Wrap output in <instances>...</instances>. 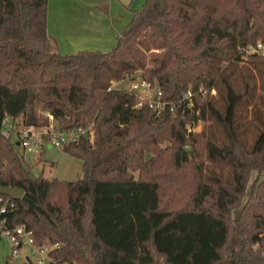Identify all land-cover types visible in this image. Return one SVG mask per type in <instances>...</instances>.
Listing matches in <instances>:
<instances>
[{
	"label": "trees",
	"instance_id": "16d2710c",
	"mask_svg": "<svg viewBox=\"0 0 264 264\" xmlns=\"http://www.w3.org/2000/svg\"><path fill=\"white\" fill-rule=\"evenodd\" d=\"M46 26L47 0H0V124L41 125L39 106L57 131L87 128L92 138L62 147L81 166L66 181L31 176L0 135L10 163L0 157V197L14 203L0 214V238L25 225L36 245L57 244L47 264H264V179L241 204L250 173L264 172V0H144L106 52L61 54ZM242 61L262 91L250 143L237 113L256 88L242 76L238 90L232 78ZM138 69L167 101L159 111L112 86ZM202 91H216L221 106ZM208 119L222 145L188 131ZM205 161L228 164L230 178L206 175ZM233 233L241 252L230 249Z\"/></svg>",
	"mask_w": 264,
	"mask_h": 264
},
{
	"label": "rangeland",
	"instance_id": "374dc122",
	"mask_svg": "<svg viewBox=\"0 0 264 264\" xmlns=\"http://www.w3.org/2000/svg\"><path fill=\"white\" fill-rule=\"evenodd\" d=\"M104 1H110V0H104ZM143 2L144 0H133L131 6L133 9H137L140 7V5ZM107 3L108 2H104L102 5H100L101 7L99 11H102L101 8H103L104 5H106ZM80 7L82 8V10L86 8L81 4ZM80 7L79 9H81ZM86 17H87V12H85V16L81 18L83 19V21H85L87 20ZM69 42L70 41L68 42L66 41V43ZM147 65L150 66L151 63H147ZM227 71H229V68L227 69ZM141 73L142 71L138 69L133 74L125 76V78L120 81L113 80L112 86L117 88H124L126 90H131L132 86L136 84L137 87L133 91L137 92L139 99H143L145 102L149 101L150 103L154 100L157 101L158 97H160L161 99V95H156L155 87H146L142 84L143 82L146 81L142 79ZM242 76H245L248 82L253 87L256 88L253 97L254 99L251 101V103L250 104L242 103L237 113L238 121L240 123L241 129H244L245 131L244 138L247 140V143H250L252 141L257 124L253 116L254 115L253 106L256 105L257 108H259L260 110L262 109L261 100H260L261 98L259 99V97L262 96V91L258 87L257 72L254 69L249 68V66H247L244 63V61L239 62L237 66L234 68V71L232 73L233 84L238 90L243 89ZM207 95L214 101V103L217 106L219 107L221 106V102L216 91H210L209 94H207L206 91H202L200 94L201 98H204ZM190 96L191 94L187 93L186 96H184V98L186 99L187 97L189 98ZM165 104H167V101L161 99V102L159 104L160 107H158V109H161L162 106L164 107ZM191 105L192 102L190 101L189 106ZM34 111L40 120V124H41L40 126L47 124L48 119L45 114L46 111L39 106H36ZM261 111L264 112V110ZM187 129L188 131L191 132H201L204 130L206 132V135L211 140L215 141L218 145H222L226 141V136L222 128L219 125H217L212 119H208L206 121L197 120L193 125H187ZM166 145L167 142H163L161 146L165 147ZM13 150L21 159L23 167H25L28 170L29 174L33 177L42 175L45 178H57L59 180L73 181L77 179L78 176H80L81 173L80 161L74 156L66 153L62 148L44 147L41 149L39 154H28L25 153L21 147L13 143ZM198 152L199 155H202L201 147H198ZM0 157L3 161V168L10 165V163L7 161L5 157L4 151L1 148H0ZM204 165H205L206 175L208 176L219 175L224 179H228L231 176L230 175L231 168L225 162L205 161ZM133 175L134 177H137L136 172H133ZM263 175L264 172L257 174V172L252 171L250 173L246 184L245 196L243 197L241 204L246 201L253 180L256 179L260 181L264 179ZM239 208L240 206L232 211V218H235L237 216ZM48 244L49 243H46L47 247ZM9 245L10 244H8L7 238L2 236L0 238V264H35L36 263L38 256L36 254H30L26 250L21 249L18 251L16 255L11 256V250ZM230 249L233 253L241 252L240 245L238 244L234 233L230 241ZM8 258H9V262H7Z\"/></svg>",
	"mask_w": 264,
	"mask_h": 264
},
{
	"label": "crops",
	"instance_id": "0c3cea01",
	"mask_svg": "<svg viewBox=\"0 0 264 264\" xmlns=\"http://www.w3.org/2000/svg\"><path fill=\"white\" fill-rule=\"evenodd\" d=\"M132 1L47 0L46 29L53 40L54 50L61 54L82 50L109 51L116 45L117 35L132 16ZM104 2L108 3L101 8L102 13L99 10ZM80 4L86 8L82 10ZM85 12L87 20L83 21L81 17Z\"/></svg>",
	"mask_w": 264,
	"mask_h": 264
},
{
	"label": "built area",
	"instance_id": "2783aa9c",
	"mask_svg": "<svg viewBox=\"0 0 264 264\" xmlns=\"http://www.w3.org/2000/svg\"><path fill=\"white\" fill-rule=\"evenodd\" d=\"M261 46L249 47V52L260 51ZM146 87H152L150 83H142ZM137 85H133L130 91H133ZM135 92V91H134ZM137 94V92H135ZM156 95H161L160 91L155 92ZM138 95V94H137ZM143 99L138 98L137 106L139 107ZM161 102L160 97L158 100H154L151 103L148 101V105L158 109ZM165 106V105H164ZM163 107V106H162ZM161 107V108H162ZM48 119L47 124L40 126L34 124H25L21 117L9 118L5 117L0 124V135L4 139L10 140L23 149L28 154H39L44 147H58L62 148L69 143H75L80 136L87 137L89 135L92 138V132L87 128H74L69 131L59 132L55 129L56 122L53 116L49 112H45ZM14 208V203L8 199L0 197V214H7ZM2 225V222H0ZM1 235L6 237L11 247V256L18 253L19 250H26L30 254H36L38 256L35 264H47L49 262L48 251L56 247L57 244H46L38 246L34 243L32 233L23 224L15 225L11 228H3Z\"/></svg>",
	"mask_w": 264,
	"mask_h": 264
},
{
	"label": "water",
	"instance_id": "95a60500",
	"mask_svg": "<svg viewBox=\"0 0 264 264\" xmlns=\"http://www.w3.org/2000/svg\"><path fill=\"white\" fill-rule=\"evenodd\" d=\"M1 192L14 199H20L22 196L23 190L19 187H4L1 189Z\"/></svg>",
	"mask_w": 264,
	"mask_h": 264
}]
</instances>
